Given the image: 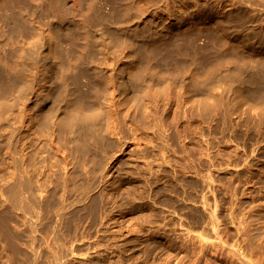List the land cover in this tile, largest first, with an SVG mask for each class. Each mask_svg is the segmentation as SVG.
<instances>
[{
    "label": "rangeland",
    "instance_id": "obj_1",
    "mask_svg": "<svg viewBox=\"0 0 264 264\" xmlns=\"http://www.w3.org/2000/svg\"><path fill=\"white\" fill-rule=\"evenodd\" d=\"M121 2L139 32L127 36L160 52L134 66L146 73L130 83L127 59L95 47V144L82 148L62 113L49 115L43 74L30 82L36 96L0 107V210L9 223L0 264H55L62 248L65 264H264V80L255 97L235 77L243 46H264V0ZM164 50L172 81L149 68ZM193 157L211 173L207 210ZM22 182L41 201V219L12 209Z\"/></svg>",
    "mask_w": 264,
    "mask_h": 264
},
{
    "label": "bare ground",
    "instance_id": "obj_2",
    "mask_svg": "<svg viewBox=\"0 0 264 264\" xmlns=\"http://www.w3.org/2000/svg\"><path fill=\"white\" fill-rule=\"evenodd\" d=\"M84 1L0 0V107L12 105L25 96H36L37 91L29 88L30 82L43 74L50 78V84L47 86V100L51 103L49 115L54 110L62 113L56 116L66 129L71 132L78 131L82 148H85V144L93 145L96 142L91 126L98 106L102 104L100 91L92 84L93 73L89 66L95 47H100L103 51H115L127 59L126 76L130 83L143 79L146 73V70L135 73L134 66L141 59L149 61L160 52L158 49L153 50L146 43L142 46L140 40L136 42L127 36L132 30L138 39L139 32L134 29L135 27H128L131 11L121 0H91L87 3ZM102 27L105 28L103 33L100 32ZM243 51L246 56H241V68L235 77L244 90H256L251 92L256 97L257 89L254 87L264 80V46L258 50L252 45L245 44ZM164 54L157 66L149 68L154 75L172 81V77L177 74L172 75V61L165 50ZM226 62L218 64L220 66L227 64ZM42 65L48 66L43 72ZM195 82L199 86L200 78L195 77ZM73 83L76 84L75 88L72 86ZM25 90L30 91L28 95L24 93ZM207 155L210 160V154ZM197 161L198 158L193 157L191 164L204 181L201 201L207 210L209 206L207 191L208 184L211 183V173L199 172ZM37 199L30 195L24 183H20L11 196L12 209L41 219L45 212L41 201ZM2 213L0 210V229L4 230L7 223L5 221L8 219L5 220L7 215L4 217ZM212 220L215 228L213 230L218 235L220 230L215 224L216 218L213 216ZM33 228H37L36 223H33ZM53 241L50 239L45 241L51 249L55 246ZM226 243H222L224 247L227 246ZM59 250L60 252H56L59 253L55 264H65L63 259L68 249ZM230 252L242 262L249 263L250 259L240 246L230 248Z\"/></svg>",
    "mask_w": 264,
    "mask_h": 264
}]
</instances>
